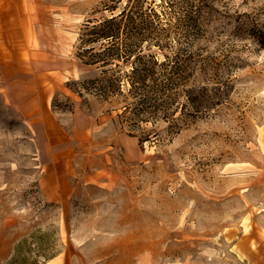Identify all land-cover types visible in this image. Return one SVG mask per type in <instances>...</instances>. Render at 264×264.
<instances>
[{
  "label": "rangeland",
  "instance_id": "374dc122",
  "mask_svg": "<svg viewBox=\"0 0 264 264\" xmlns=\"http://www.w3.org/2000/svg\"><path fill=\"white\" fill-rule=\"evenodd\" d=\"M128 1L37 0L65 89L39 130L0 93V264H264V0H139L166 45L141 105L129 63L76 58Z\"/></svg>",
  "mask_w": 264,
  "mask_h": 264
},
{
  "label": "crops",
  "instance_id": "0c3cea01",
  "mask_svg": "<svg viewBox=\"0 0 264 264\" xmlns=\"http://www.w3.org/2000/svg\"><path fill=\"white\" fill-rule=\"evenodd\" d=\"M42 16L37 0H0V93L15 116L37 130L57 128L54 94L65 89L53 44L41 45L36 34Z\"/></svg>",
  "mask_w": 264,
  "mask_h": 264
},
{
  "label": "trees",
  "instance_id": "16d2710c",
  "mask_svg": "<svg viewBox=\"0 0 264 264\" xmlns=\"http://www.w3.org/2000/svg\"><path fill=\"white\" fill-rule=\"evenodd\" d=\"M109 17L100 19H90L85 22L79 35L80 44L87 49L83 53L76 54V58L85 66H94L96 69H102L98 75L105 74V67L114 65L118 67L119 63H129L130 73L127 75L129 89L131 92L140 96L138 102L144 104L148 89H156L158 86H149L145 80L153 73L152 65H156L154 54L148 53L150 44L156 50H163L166 45H160L158 38L155 37V28L152 27L150 18L155 15L150 6L141 7L139 0H129L126 6H110L105 8ZM156 16V15H155ZM179 49L175 52L172 60V66L165 68L162 76H173L180 74ZM167 61H170L167 59ZM112 79L107 86H102L101 81H93L98 90L106 88L113 90Z\"/></svg>",
  "mask_w": 264,
  "mask_h": 264
}]
</instances>
